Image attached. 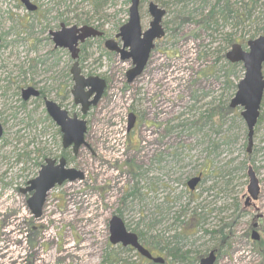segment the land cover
I'll return each instance as SVG.
<instances>
[{
    "label": "rangeland",
    "instance_id": "obj_1",
    "mask_svg": "<svg viewBox=\"0 0 264 264\" xmlns=\"http://www.w3.org/2000/svg\"><path fill=\"white\" fill-rule=\"evenodd\" d=\"M229 1L233 11L240 6L234 4L236 0ZM33 2L42 8L39 18L49 15L60 24L96 28L106 39H113L127 23L130 7L129 0ZM216 2L139 0L141 32L151 22L147 5L153 3L166 12L164 37L155 43L142 75L130 85L125 74L131 62L107 53L103 40L88 41L79 54L81 74L103 79L107 87L99 104L82 117L68 95V54H60L58 64L50 58L23 75L31 72L22 66L24 44L9 47L8 43L18 39L15 23L19 28L26 12L18 0H0V36L12 33L0 48L4 121L0 146L5 142L0 147V264H45L50 254L53 257L46 264H83L80 248L84 245L91 264H145L133 251L109 244L108 223L113 216L167 264H185L179 261L183 253L191 260L204 257L217 243L215 264H264V92L249 155L246 128L239 118L242 109L234 110L237 118L229 115L212 122L208 118L212 110L224 113L235 93L225 84L229 70L220 53L232 44L245 46L264 35L251 36L264 23L260 15L264 0L256 5L252 23L237 26L233 20L218 21L212 30H204L199 23ZM35 21L30 20L34 28L39 24L34 26ZM51 48L40 47L39 56L30 59L44 58ZM236 72L235 78H228L235 86L243 77L241 67ZM7 75L15 85H5ZM28 83L86 122L87 147L76 156L61 149L60 137L47 122L27 130L32 117L43 120L39 104L30 103L25 109L18 102L16 92ZM130 114L135 122L127 131ZM61 152H65L67 168L83 173L84 178L51 190L41 217L34 220L26 206L30 194L20 190L37 175V163L58 160ZM19 153L22 162H18ZM249 167L260 190L253 213L263 215L259 242L250 240V217L247 209L243 211ZM199 173L202 181L189 192L186 182ZM235 205L238 209L233 212ZM194 209L199 213L198 224L187 230L185 217ZM224 226L228 229L222 242L217 238ZM174 237L178 256L172 252ZM69 246L72 253L67 251Z\"/></svg>",
    "mask_w": 264,
    "mask_h": 264
},
{
    "label": "water",
    "instance_id": "obj_2",
    "mask_svg": "<svg viewBox=\"0 0 264 264\" xmlns=\"http://www.w3.org/2000/svg\"><path fill=\"white\" fill-rule=\"evenodd\" d=\"M22 6L28 11L33 12L36 7L29 0H19ZM139 0H130L128 9V21L123 25L116 35L115 39L121 42V46L114 40L104 42V49L109 53L119 55L121 61H131V69L125 75L126 84L130 85L135 79L140 77L147 65L151 51L154 49V42L164 37V31L161 26L165 11L158 8L153 3L148 4V14L151 22L148 29L141 32L138 16ZM102 37V33L93 28L84 26L81 28L71 27L63 29L58 34H53V43L55 46L67 49L71 55L74 64L70 70L73 77L74 86L71 95L75 106H79L80 114L86 115L90 108L96 107L101 100L106 83L98 77H83L78 68V43H83L88 39H98ZM245 50L238 45L233 44L230 50L225 54V60L232 65H241L243 69V78L237 83L236 91L229 103V109L234 110L241 108L239 116L246 128V151L250 153L253 145V134L256 126L260 104L264 92V78L262 76V65L264 63V36L250 40L245 45ZM37 94L31 89L23 92V99L36 97ZM46 113L49 118L56 124L61 134L62 150L71 149L74 156L77 155L81 147L86 148L84 141L86 133V123L80 120L76 115L69 118L67 113L51 102L45 103ZM134 125V116L129 115V123L127 130H131ZM2 129L0 127V138ZM247 194L252 201H256L259 194L258 181L251 168L247 170ZM83 174L74 169H67L66 162L60 158L56 163L55 160L46 159L41 166L36 178L29 181L22 194L29 193L27 200V208L33 219L37 220L41 217V211L45 203L48 192L56 186L60 187L65 183L82 181ZM200 179L193 178L187 182L190 191L194 190ZM109 244L112 246L120 245L122 248H131L141 257L151 260L154 263L162 262L159 259H152L149 253L143 249L138 243L135 234L128 232L123 222L117 217H111L109 221ZM253 240H257L256 236H252ZM215 256L210 252L205 258L199 261V264H214Z\"/></svg>",
    "mask_w": 264,
    "mask_h": 264
},
{
    "label": "flooded vegetation",
    "instance_id": "obj_3",
    "mask_svg": "<svg viewBox=\"0 0 264 264\" xmlns=\"http://www.w3.org/2000/svg\"><path fill=\"white\" fill-rule=\"evenodd\" d=\"M31 1V4L34 5L36 7V10L33 11V12H26V15H25V18L23 20V24H18L19 25V28H17V23H15V29H17V32H19V34L16 33V36L15 38H18L17 40H14L12 42H9L8 44L10 45L9 47H14L18 44H24V47H25V51L24 53L21 55L23 56V59L22 60H25L23 63H22V66H27V68L29 69V71L31 72H26L24 73L23 75H26L28 73H32L33 70L35 69L36 66H40L41 65H44L47 60H49L50 58L51 59H55L53 61V64L57 63L58 64V61L60 60L59 59V55L60 54H68V64L70 63L71 64V67L68 71L69 73V77H70V82H71V87L69 89V92H68V95L70 96V99L72 101V105L74 107L75 104H74V100H73V97L71 95V91H72V88L74 86V82H73V77L70 73V70L74 64V60H72L71 58V55L69 53V51L67 49H62V48H59L57 46H55V44L53 43V34H58L59 32H61L63 29H69L71 27H77V28H81L83 27L82 25H67L66 23H62L60 24V22L58 21V18H49V15L47 16H44V18H39L40 17V14H41V11H42V8L41 6L39 5V3L37 2H33V0H30ZM149 4V3H148ZM147 13H148V5H147ZM46 14V13H45ZM166 14V12H165ZM149 15V14H148ZM32 19H35V23H34V26L39 23L36 27L38 28H34L33 25H31V22L30 20ZM149 25V24H148ZM162 26V24H161ZM21 27V28H20ZM163 28V27H162ZM13 30V29H11ZM10 30V31H11ZM164 30V29H163ZM14 31V30H13ZM34 31H36V33H33ZM102 33V32H101ZM12 33L9 32V33H6V34H3L0 36V48H3L4 46V41L7 37H11ZM116 36L113 37V39H106L104 37V34L102 33V37L101 38H98V39H88V40H85L83 43H78L77 45V49H78V58H77V63H78V68H79V62H78V59H79V54L81 52V49L82 47L84 48V45L90 41V40H103V48H104V42L107 41V40H114L118 45H120V41L115 39ZM158 42V41H157ZM156 43V42H155ZM3 44V45H2ZM50 45V47H52L51 49H46V51L44 52L45 55H44V58L43 57H39L37 58L35 61L31 60L30 57L33 56V57H37L39 56L40 54V50L39 48L40 47H46L48 45ZM2 46V47H1ZM154 47H155V44H154ZM105 50V49H104ZM106 51V50H105ZM107 52V51H106ZM108 53V52H107ZM112 54V53H110ZM115 55V54H114ZM11 59V57H9ZM12 58H15V57H12ZM150 58V56H149ZM40 59V60H39ZM43 60V61H42ZM149 61V59H148ZM148 63V62H147ZM56 64V65H57ZM22 68V67H21ZM19 69V68H18ZM80 69V68H79ZM22 70V69H21ZM145 70V69H144ZM80 74H81V70H80ZM23 75H21L20 77H22ZM82 75V74H81ZM83 76V75H82ZM3 80H5V85L8 87V86H11V85H15L14 84V78H10L8 75L3 78ZM25 87L23 89H20L18 90L17 86L15 87V92L16 90H18V92H16V96H17V99H18V102L20 103L21 105V108H27L28 104L32 103V104H39L40 107L43 108L41 114H42V121H38L37 119H35L34 117L31 118V120L29 119L30 123L27 124L26 128L27 130L30 128H32V126H34L35 128H37L38 125H41L43 122H47V124H49L56 132V135L60 137L61 139V135H60V130L59 128L56 126V124L49 118L48 114L46 113V109H45V103L46 102H51L53 104H55L57 107H59L61 110L65 111L67 113V116L69 118H72V116L76 115L74 113H71L67 110H65L60 104L58 103H55L54 101L48 99L46 96H45V92L42 90V89H38L35 85L33 84H26L24 85ZM6 88V87H5ZM28 89H31L33 90L34 92H36L37 96L36 97H29L27 100H24L23 99V92L28 90ZM68 90V88H67ZM64 92H65V89H64ZM32 110V109H31ZM86 123V122H85ZM4 121L2 119V115H0V127L2 129V136L1 138L3 137V134H4ZM25 131V130H24ZM86 133H87V125H86ZM27 134H28V131H27ZM3 140V139H2ZM1 140V141H2ZM5 142L3 141V144ZM2 144V145H3ZM1 145V146H2ZM0 146V147H1ZM61 153H64V156H65V152H61ZM61 156V154H60ZM63 157V159L65 160L66 162V159ZM56 161V160H55ZM67 164V162H66ZM196 177H200V182L202 181V174L199 173L198 176ZM238 207L235 205L234 206V209H233V212L235 210H237ZM244 209H247L248 211H245V212H248V215H246L247 217H250V221H249V225H248V231H249V238L250 240L252 239V236L255 235L258 242L260 240L259 238V229H260V224H261V221L263 219V215L259 214L258 216L257 215H254V210H256L257 212V208L255 206L254 203H251L249 201H246L244 200V207H243V211ZM247 214V213H246ZM179 215H177L178 217ZM181 216V214H180ZM184 216V214L182 215ZM182 216L180 218H182ZM234 223V222H233ZM193 224V223H192ZM235 225V224H234ZM233 225V226H234ZM185 227V225H184ZM189 228H187L188 230ZM191 231V229H190ZM186 232V231H185ZM188 233V232H186ZM214 234V233H213ZM218 240H220V236L218 235ZM221 241V240H220ZM219 242V241H218ZM222 242H225L224 240H222ZM148 253L149 255L151 256L152 259H162L160 257H157V254H155L152 250H149L148 248H146L145 245H142L140 244ZM218 249H219V244L217 243V247L215 248H212L211 251L209 252H213L214 253V256H215V261L217 260V256H218ZM264 249V248H263ZM137 256V254H136ZM139 257V256H137ZM141 259V261L145 264H157V263H154L150 260H147L145 258H142V257H139ZM203 258V257H198V258H194V259H188V257H186V259H183L182 262H184L185 264H199V261L200 259ZM163 260V259H162ZM264 261V259H262ZM181 261V260H179ZM162 264H167L165 262V260H163Z\"/></svg>",
    "mask_w": 264,
    "mask_h": 264
},
{
    "label": "trees",
    "instance_id": "obj_4",
    "mask_svg": "<svg viewBox=\"0 0 264 264\" xmlns=\"http://www.w3.org/2000/svg\"><path fill=\"white\" fill-rule=\"evenodd\" d=\"M244 0H236L234 1V4L239 5V7H237V9L235 11H233L232 9V4L230 3L229 0H217L216 4L214 6L211 7V9L209 10L207 16L205 15V18L199 23V25L201 27H203L204 30H212V28L214 26L217 25L218 21H221L222 23H227L231 20H233L235 22V24L237 26H241L243 24H250L252 23L254 20H256L255 18H253V15L255 13L256 10V5L259 3V0H249L248 3L244 4L243 3ZM262 5L264 6L263 3L260 4V7H262ZM259 8V7H258ZM260 15L264 17V10L260 12ZM258 19V18H257ZM259 21V20H258ZM262 24V23H260ZM259 32H264V23L261 25L260 28L257 29V32H254L251 36L255 37L257 35H259ZM231 43V42H230ZM229 45V44H228ZM227 50H222L221 51V56H220V60H222L223 62H225V65L227 66V69L229 70V75L226 76L225 78V84L228 88H230L232 91L235 92L236 86L233 85L231 82L228 81V78H235V74L236 69L240 70V65H231L228 64L225 60H224V53ZM234 116L235 118L238 117V115L235 113V111L230 110L228 107L225 108L224 113H217L215 110H212L209 115L208 118L211 119L210 122L213 121V118H215V120L220 121L222 120L225 116ZM261 116H259L258 119H260ZM260 123V121L258 122ZM22 154H18L17 159L18 162H22L24 161ZM61 156H64V153H61ZM26 159V156H25ZM35 166H38V168L40 167V163H37ZM211 174V173H209ZM191 213L188 214L187 217H185L186 224L185 226L187 228H189V226L194 223L195 225L198 224V217H199V213H197V211L192 210L190 211ZM177 219H179V216L177 217ZM190 222V223H189ZM228 229L227 227H222L219 229V235H220V240H225L226 239V234L224 233V230ZM139 241L143 244V240L142 237L140 235H138ZM173 240H175V242L171 243L173 244V248H172V252H173V256H178V247H177V238L174 237L172 238ZM188 253H183L182 256L179 258L181 261H183V259H186Z\"/></svg>",
    "mask_w": 264,
    "mask_h": 264
},
{
    "label": "bare ground",
    "instance_id": "obj_5",
    "mask_svg": "<svg viewBox=\"0 0 264 264\" xmlns=\"http://www.w3.org/2000/svg\"><path fill=\"white\" fill-rule=\"evenodd\" d=\"M70 249H72V246H69L68 248H67V251H68V253H72V250H70ZM84 250L82 253H80V256L81 257H83L84 258V263L83 264H91V261L90 260H87V256L90 254V252H88V248L86 249V246L84 245V246H81V248H80V250ZM70 250V251H69ZM51 257H53V254H50V255H48V257H46L44 260H43V262L46 264V263H48L49 262V259L51 258Z\"/></svg>",
    "mask_w": 264,
    "mask_h": 264
}]
</instances>
